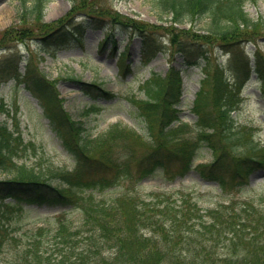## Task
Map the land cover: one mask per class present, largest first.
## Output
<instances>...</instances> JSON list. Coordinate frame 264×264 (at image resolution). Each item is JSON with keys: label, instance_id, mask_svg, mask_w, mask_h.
Listing matches in <instances>:
<instances>
[{"label": "trees", "instance_id": "16d2710c", "mask_svg": "<svg viewBox=\"0 0 264 264\" xmlns=\"http://www.w3.org/2000/svg\"><path fill=\"white\" fill-rule=\"evenodd\" d=\"M30 1V9L19 13L21 28L11 26L0 33V47L20 39L22 33L27 36L30 31L22 24L30 17L35 20V39L46 43L78 15L93 28L118 25L143 34L154 28L116 11H95L84 0H69V11L47 23L42 18L48 0ZM157 1L173 23L203 15L209 19L204 34L171 37L187 65H195L200 58L205 61L204 77L192 102L193 126L179 117L182 76L174 67L164 76L151 74L141 86L144 97L132 100L144 133L116 123L91 139L83 124L71 120L62 109L54 80L32 64L26 65L24 74L18 63L0 64V83L14 79L40 101L49 129L79 163L73 172L52 161L27 164L24 158L28 154H44L45 147L24 140L16 116L11 118V127L0 121V173L7 176L0 180V255L5 251L13 254L14 264H264V195L255 200L221 193L224 199L201 208L183 187L169 192L152 190L146 195L137 189L152 173H160L170 182L195 169L221 192L230 186H243L250 192L249 174L264 169V145L253 138V131L235 127L231 113L251 70L262 81L264 91V56L257 48L252 52L244 79L233 88L224 67L212 66L210 51L204 46L214 40L224 51H232L247 35L258 36L264 20H254L244 10L246 1L255 0ZM110 31L104 34L101 48ZM144 41L146 64L157 50ZM120 68L122 73L128 72L127 65L121 63ZM80 84L87 94L112 97L97 83ZM0 114L9 117L2 99ZM205 147L211 151V160L196 163ZM237 147L243 151L232 153ZM111 189L119 193L102 198ZM30 204L61 211L39 219L41 225L23 230L24 205ZM70 213L77 216V223L67 217ZM220 249L225 252L218 256L216 250Z\"/></svg>", "mask_w": 264, "mask_h": 264}, {"label": "rangeland", "instance_id": "374dc122", "mask_svg": "<svg viewBox=\"0 0 264 264\" xmlns=\"http://www.w3.org/2000/svg\"><path fill=\"white\" fill-rule=\"evenodd\" d=\"M82 0H76L79 3ZM91 9H106L116 11L122 16L132 18L139 22L149 24L152 27V35H148L151 44L159 47V51L144 65L141 62V37L139 33H133L120 26L113 27L106 24L103 28H92L83 25L84 20L74 17L64 24V30L76 28L75 35L69 32L56 34L48 43L35 39L36 31L32 28L34 18L30 17L22 24L29 30L27 36L20 39H12L0 47V64L13 65L18 63L20 72H24L27 64L38 68L48 80L56 82L55 88L58 97L62 100V107L66 110L71 120L82 121L88 133L95 137L106 130L111 124L120 123L129 125L144 133L143 124L136 116L135 108L130 99L136 96L143 97L140 85L151 73L165 75L168 67L179 69L183 78V95L180 103L181 120L193 126L192 101L199 88V81L203 78L202 67L204 60L200 59L194 66H187L184 57L172 47L171 37L179 38L184 34L198 36L206 33L209 26L208 16L195 17L193 20H184L183 24L171 26V16L164 12L157 0H84ZM22 3V4H21ZM69 0H48L43 10L42 20L47 23L62 18L71 8ZM31 7L30 0H0V33L8 27L21 28L19 13ZM244 10L252 19L264 20V0L246 1ZM87 20V19H85ZM81 26V27H80ZM111 30L105 46L100 49L99 42L103 39L106 30ZM154 29V30H153ZM258 36L247 35L232 47V51H224L216 41H211L204 48L209 52V58L214 64L223 65L231 86L244 77L247 63L252 58V52L257 48L264 56V29L259 30ZM115 42V44L113 43ZM123 51L127 53V64L131 72L125 76L120 75L118 68V55ZM235 54L232 57L231 54ZM249 56V58H247ZM11 61V62H10ZM1 78V77H0ZM244 79V78H243ZM102 83L103 86L114 93V97L106 100L99 98L96 93L87 94L80 88V83ZM262 81L252 73L244 83L240 95L236 98L235 110L231 113L235 127L249 129L254 133L253 138L264 145V91ZM97 96V98L93 97ZM0 99L8 105L11 117L19 119L25 141L33 140L36 145H43L45 153L31 152L24 160L27 164H42L52 161L55 165L72 169L76 165L73 158L60 145L48 127L47 120L42 116L38 100L28 92L24 85L14 80H8L0 84ZM94 104V105H93ZM17 107V112L15 108ZM92 108H95L92 110ZM88 111V112H87ZM15 114V115H14ZM0 121L11 127L10 117L0 114ZM242 147L232 150L236 154L242 152ZM43 157V158H42ZM211 151L203 148L196 163H204L211 160ZM44 164V163H43ZM159 170V169H158ZM7 178L0 173V180ZM139 194L146 195L149 191H174L177 188L187 189V194L197 200L201 208L211 207L213 203L221 201L223 196L234 198H253L258 200L264 195V169L253 170L248 178V193L243 186H230L225 192H221L215 182L202 179L195 169H191L183 177H177L168 182L160 173H152L140 182ZM130 188L131 184L128 185ZM119 190H108L102 198L108 199L116 196ZM222 193V195H221ZM26 216L21 218L22 229L35 227L39 219L48 214L58 212L56 208L45 205L24 206ZM74 223H77L74 213L68 215ZM218 256L225 250H216ZM11 253L7 251L0 255V264H14Z\"/></svg>", "mask_w": 264, "mask_h": 264}]
</instances>
